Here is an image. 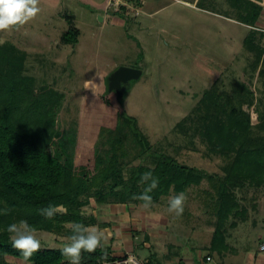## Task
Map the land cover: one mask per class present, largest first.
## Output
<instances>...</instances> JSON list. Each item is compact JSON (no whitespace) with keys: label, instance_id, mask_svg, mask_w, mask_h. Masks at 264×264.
Masks as SVG:
<instances>
[{"label":"rangeland","instance_id":"obj_1","mask_svg":"<svg viewBox=\"0 0 264 264\" xmlns=\"http://www.w3.org/2000/svg\"><path fill=\"white\" fill-rule=\"evenodd\" d=\"M60 1L55 6L40 0L41 11L34 20L18 30L0 32V44L14 42L29 53L32 69L26 75L34 76L39 85L34 92L15 88L11 96L45 120L53 155L75 173L101 183L115 170L126 179L130 168L152 166L157 152L197 168L203 179L184 192L180 217L167 211L174 193L152 205L168 221L172 218L171 229H181L170 232L169 240L191 249L200 250L203 244L207 248L215 225L222 221L227 248L221 255L212 254L214 262L209 264H264L259 262L264 257L259 250L264 244V181L257 185V178L245 175L233 190V213L220 219L218 189L234 168L230 162L235 152L224 154L219 141L202 134L205 122L221 117L227 123V112L243 111L250 117L251 135L264 137V63L256 62V53L243 44L251 28L225 17L234 15L228 0H130L123 13L110 5L113 0ZM69 14L80 31L73 43L60 36ZM252 28L264 33V24ZM256 37L264 48V38ZM33 53L45 61L39 62ZM121 67L139 74L120 81L119 92L110 82ZM88 81L93 89L87 88ZM214 88L216 99L203 100ZM4 91L9 96V83ZM200 102L201 112L189 119ZM135 127L149 140L151 152H144ZM92 204L83 208L88 227L95 221L91 214L95 212L97 220L105 215L104 204ZM5 210L0 200V214ZM36 234L40 249H62L69 243L63 235L41 230ZM139 245L140 257H146L148 248ZM3 260L25 264L9 255Z\"/></svg>","mask_w":264,"mask_h":264},{"label":"trees","instance_id":"obj_2","mask_svg":"<svg viewBox=\"0 0 264 264\" xmlns=\"http://www.w3.org/2000/svg\"><path fill=\"white\" fill-rule=\"evenodd\" d=\"M227 2L234 15L226 14L225 17L251 28L243 44L248 51L256 53V62L264 63V48L256 42L257 34L259 39H262L264 33H258L252 28L261 16L262 6L252 0ZM68 24L61 40L76 42L79 30L70 22ZM28 55V52L21 50L14 42L0 44V79L3 82L0 87V200L4 202L7 210L0 214V264H7L3 260L5 255L23 259L12 247L11 234L6 231L11 223L26 220L36 230L69 237L72 235L73 223L86 226L83 208L92 201L98 204L131 202L143 204L133 197L139 195L147 186L140 183V176L145 172L151 171L153 176L159 179L158 187L149 193L152 197L151 205L163 196L170 193L177 195L185 192L188 187L201 183L203 177L197 168L180 164L172 156L158 152L153 153L152 166L132 167L128 170L126 179L121 170L111 172L104 183L75 173L53 155L51 151L53 142L48 140L49 135H45L47 128L41 115L37 112V116L30 114L23 102L14 101L11 96L15 88L31 89L34 92L35 86L39 85L36 84L38 82L34 76L26 75L27 69L31 68ZM34 55L39 62L45 61L38 53ZM6 83H9V96L4 91ZM209 91L212 92L211 95L206 92L203 100L214 98L213 95L218 93L217 88ZM200 104L203 103H199L189 119L193 118L197 111L201 112ZM226 116L227 123L220 120L221 117L212 122H205L202 132L207 140L212 141L214 138L215 141H219L224 154L235 152L230 162L234 168L230 169V176L223 180L218 189L219 204L216 214L220 219L233 213L235 207L233 190L241 186V180L245 175L257 178V185L264 181V137L256 138L251 135L250 117L245 112L230 111ZM189 119L186 118L182 126ZM133 131L143 145L144 152H151L152 146L145 134L137 127L133 128ZM48 205H60L62 210L53 219H46L40 215V209ZM225 237L223 222L219 221L214 227L207 247L209 254L206 259L207 257L211 259L212 254L224 253L227 248ZM109 253L102 248H98L94 253L83 252L81 264H99L100 261L113 259ZM28 262L68 264L67 258L61 255V249L54 248L40 249Z\"/></svg>","mask_w":264,"mask_h":264},{"label":"crops","instance_id":"obj_3","mask_svg":"<svg viewBox=\"0 0 264 264\" xmlns=\"http://www.w3.org/2000/svg\"><path fill=\"white\" fill-rule=\"evenodd\" d=\"M48 1H51L55 6L61 4L60 0ZM252 1L259 5L264 4L260 0ZM261 17H259L256 25L258 23L264 24V21H262L264 18ZM65 20L67 21V28L69 26L68 22H70L79 30L75 24L76 18L74 15L69 14ZM63 33L64 31L61 32L60 36ZM104 205L105 207L102 209L105 211L104 219L97 220L94 212L91 215H93L95 221H92L94 223L90 224L89 227H96L104 234L102 249L108 250L110 257L117 258L125 254H132L140 259L150 258L154 264H209L214 262L212 258L207 261L206 256L209 254V250H207L205 244L198 250L199 248L194 247L191 249L188 245L169 240L168 235L170 232L178 233L181 229H171L172 227L170 228L169 224L172 218L171 221H168L159 210L152 206L153 204L146 209L135 203L129 208L123 203H107ZM91 215L90 217H92ZM99 221L100 224L97 223ZM181 224L182 226L186 225L185 220H181ZM138 242L141 243V246L148 248L149 253L146 257H140ZM202 250L205 252L204 254L201 252ZM259 262L264 263V257Z\"/></svg>","mask_w":264,"mask_h":264},{"label":"clouds","instance_id":"obj_4","mask_svg":"<svg viewBox=\"0 0 264 264\" xmlns=\"http://www.w3.org/2000/svg\"><path fill=\"white\" fill-rule=\"evenodd\" d=\"M39 4L40 0H0V32L18 30L34 20L41 11ZM89 86L94 88L92 81H88L87 88ZM140 183L147 184V186L133 199L142 201V206L148 208L152 203L149 193L158 187L159 179L154 177L151 171H148L141 174ZM185 200L184 192L171 197L168 201L167 211L180 217L184 211ZM61 208L60 205H48L40 209V215L46 219H53L61 211ZM6 231L11 234L12 247L22 255L25 264H27L41 248V240L36 234V229L30 226L26 220H21L18 223L9 224ZM71 231L72 235L68 237L69 243L61 249V255L67 258L68 264H81L83 252L94 253L98 248L104 246V234L95 227L73 223Z\"/></svg>","mask_w":264,"mask_h":264},{"label":"built area","instance_id":"obj_5","mask_svg":"<svg viewBox=\"0 0 264 264\" xmlns=\"http://www.w3.org/2000/svg\"><path fill=\"white\" fill-rule=\"evenodd\" d=\"M110 5L113 7H119L120 8L119 12L123 13L122 9L124 7L129 8V6L131 5V1L130 0H113L110 3ZM259 250L264 251V244L260 246ZM209 260L210 258L207 257V261ZM99 264H154V263L151 262L150 258L140 259L132 254H125L124 256H121V257L100 261Z\"/></svg>","mask_w":264,"mask_h":264},{"label":"water","instance_id":"obj_6","mask_svg":"<svg viewBox=\"0 0 264 264\" xmlns=\"http://www.w3.org/2000/svg\"><path fill=\"white\" fill-rule=\"evenodd\" d=\"M138 74L139 71L135 69L121 67L114 73L113 77L111 78L112 80L111 84L115 89H117L120 92L121 90L120 81L129 79L131 77H135Z\"/></svg>","mask_w":264,"mask_h":264}]
</instances>
